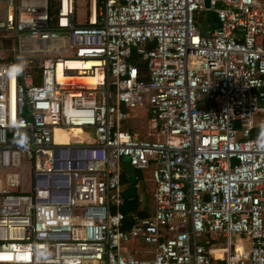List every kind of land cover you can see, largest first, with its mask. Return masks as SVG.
<instances>
[{
	"label": "built area",
	"instance_id": "built-area-1",
	"mask_svg": "<svg viewBox=\"0 0 264 264\" xmlns=\"http://www.w3.org/2000/svg\"><path fill=\"white\" fill-rule=\"evenodd\" d=\"M53 1L0 0V264H264V7ZM143 99L160 141L122 128Z\"/></svg>",
	"mask_w": 264,
	"mask_h": 264
},
{
	"label": "rangeland",
	"instance_id": "rangeland-1",
	"mask_svg": "<svg viewBox=\"0 0 264 264\" xmlns=\"http://www.w3.org/2000/svg\"><path fill=\"white\" fill-rule=\"evenodd\" d=\"M260 5L264 7V0H258ZM211 22L210 14L205 11L200 16L196 18L197 26L200 30V33L202 35H206L207 31L209 30L208 23ZM14 42V41H13ZM145 99V96L143 97ZM143 99V105L140 107H135L132 109L127 110V116L124 120L125 128L129 130H136L139 133L138 140H145V141H153V140H162V136L158 135L156 132H152L149 129V123H148V107L146 103H144ZM262 133H264V128L260 129ZM264 136V134H263ZM57 136L55 137V139ZM59 144H62V142L65 143H71V142H80L83 143L84 140L88 139L89 137L85 136V133L77 132L76 130L64 133H59ZM57 142V140H56ZM124 161V160H123ZM138 175L143 179V182L139 185V193L141 197V201L139 202V209L145 210L147 213L151 210V201H150V192L152 189V186L150 182L148 181L150 178V169L138 172ZM237 236L232 234L230 236L231 243H234L237 241ZM123 247L126 249H131L132 245L130 244H123ZM134 247V246H133ZM135 258H139L138 256H135Z\"/></svg>",
	"mask_w": 264,
	"mask_h": 264
},
{
	"label": "trees",
	"instance_id": "trees-1",
	"mask_svg": "<svg viewBox=\"0 0 264 264\" xmlns=\"http://www.w3.org/2000/svg\"><path fill=\"white\" fill-rule=\"evenodd\" d=\"M53 6H54V1L50 0V12L51 13L53 12V9H52ZM130 59H131V62L133 64L137 65L139 70L142 71V65H140V63L136 62L137 59H136V56H134V51H132V55H131ZM71 130L72 131L76 130L77 132H81L78 129H71ZM59 133L61 134V133H64V132L58 131V132L55 133V134H57V138H56L57 142L60 141ZM62 144H67V143L62 142ZM135 174L138 175V172H136ZM124 185H125V180H124V177L121 176V186H124ZM120 212L123 213V214L136 212L140 216H146L148 214L145 210H140L139 209V202H138L137 198L130 199V200H124L123 205L120 207Z\"/></svg>",
	"mask_w": 264,
	"mask_h": 264
},
{
	"label": "water",
	"instance_id": "water-1",
	"mask_svg": "<svg viewBox=\"0 0 264 264\" xmlns=\"http://www.w3.org/2000/svg\"><path fill=\"white\" fill-rule=\"evenodd\" d=\"M203 7H208V0H203ZM120 172L125 180V187L121 191V197L124 200L134 199L136 196L135 192V170L129 166L126 161L121 162Z\"/></svg>",
	"mask_w": 264,
	"mask_h": 264
},
{
	"label": "bare ground",
	"instance_id": "bare-ground-1",
	"mask_svg": "<svg viewBox=\"0 0 264 264\" xmlns=\"http://www.w3.org/2000/svg\"><path fill=\"white\" fill-rule=\"evenodd\" d=\"M81 81H84V82H90L89 79H84V78L81 79ZM58 131H60V132H64V131H62V130L55 129V130H54V142H56V141H55V140H56L55 137L57 136V134H55V133L58 132ZM236 251L239 252V251H240V248H239V247H236ZM214 253H215V256H216V257L219 256L218 252L215 251Z\"/></svg>",
	"mask_w": 264,
	"mask_h": 264
},
{
	"label": "crops",
	"instance_id": "crops-1",
	"mask_svg": "<svg viewBox=\"0 0 264 264\" xmlns=\"http://www.w3.org/2000/svg\"><path fill=\"white\" fill-rule=\"evenodd\" d=\"M210 17H211V16H210ZM211 20H212V17H211ZM210 23H211V22H210ZM210 23H208L207 25L209 26V25H210ZM122 128L126 129V128H125V124H124V123L122 124ZM127 130H129V129H127ZM130 131H132V130H130ZM84 133H85V136H86V137H89L88 135H91V134H90V132H88V133L84 132ZM89 139H90V137H89ZM87 140H88V139H86V140H84V141H85V142H87ZM90 140H91V139H90ZM90 140H89V141H90ZM69 144H71V143H68V145H69ZM123 189H124V188H123ZM137 248H138L137 250H139V251H140V249H141V248H140V247H138V246H137Z\"/></svg>",
	"mask_w": 264,
	"mask_h": 264
},
{
	"label": "clouds",
	"instance_id": "clouds-1",
	"mask_svg": "<svg viewBox=\"0 0 264 264\" xmlns=\"http://www.w3.org/2000/svg\"><path fill=\"white\" fill-rule=\"evenodd\" d=\"M12 68L15 70L16 74H19L23 70L21 65H13ZM261 147H264V144H262Z\"/></svg>",
	"mask_w": 264,
	"mask_h": 264
}]
</instances>
